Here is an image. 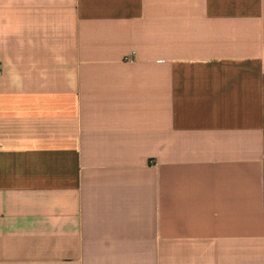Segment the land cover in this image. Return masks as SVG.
<instances>
[{
  "label": "crops",
  "instance_id": "0c3cea01",
  "mask_svg": "<svg viewBox=\"0 0 264 264\" xmlns=\"http://www.w3.org/2000/svg\"><path fill=\"white\" fill-rule=\"evenodd\" d=\"M0 264H264V0H0Z\"/></svg>",
  "mask_w": 264,
  "mask_h": 264
}]
</instances>
